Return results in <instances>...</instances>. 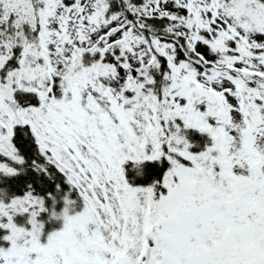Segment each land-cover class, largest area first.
Masks as SVG:
<instances>
[{"label":"snow or ice","instance_id":"obj_1","mask_svg":"<svg viewBox=\"0 0 264 264\" xmlns=\"http://www.w3.org/2000/svg\"><path fill=\"white\" fill-rule=\"evenodd\" d=\"M0 264H264V0H0Z\"/></svg>","mask_w":264,"mask_h":264}]
</instances>
